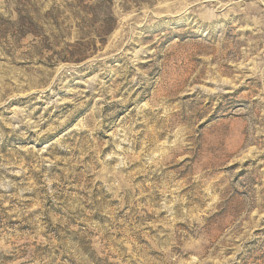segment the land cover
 I'll use <instances>...</instances> for the list:
<instances>
[{"label": "rangeland", "instance_id": "rangeland-1", "mask_svg": "<svg viewBox=\"0 0 264 264\" xmlns=\"http://www.w3.org/2000/svg\"><path fill=\"white\" fill-rule=\"evenodd\" d=\"M0 264H264V0H0Z\"/></svg>", "mask_w": 264, "mask_h": 264}]
</instances>
